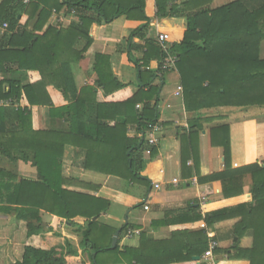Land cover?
<instances>
[{
    "label": "trees",
    "instance_id": "obj_1",
    "mask_svg": "<svg viewBox=\"0 0 264 264\" xmlns=\"http://www.w3.org/2000/svg\"><path fill=\"white\" fill-rule=\"evenodd\" d=\"M211 4L212 0H154L149 10L148 0L0 3V29L4 30L0 42V101L11 103L0 107V214L13 215L14 221L25 223L26 228L21 259L10 264H86L84 256L90 264H101L100 258L106 255L122 258L127 264H173L204 255L209 242L204 232L173 233L169 241L177 248L160 253L164 259L156 262L152 258L157 256L141 249L120 251L118 243L112 247L116 230L98 222L110 203L91 196L87 184L64 177L63 156L67 146L73 147L83 155L82 170L149 188L142 173L156 157L157 149H150L144 158L145 136L157 123L159 94L169 73L160 71L166 54L152 38L151 18L186 20L182 33L162 29L159 33L167 36L168 50L177 57L175 71L187 112L198 117L197 113L207 108L264 107V60L259 56L264 41V0H234L216 9ZM52 13L74 16L77 23L67 28L51 26ZM121 17L141 22L130 34L126 51L137 70L136 91L131 90V84L119 82L106 55L95 56V80L78 90L73 66L82 62L92 43L91 26L110 24ZM134 39L143 44L133 45ZM28 72H37L39 80L26 82ZM156 80H160L159 86H154ZM48 87L62 95L65 106L53 105ZM99 92L103 93L102 102L97 101ZM23 99L27 107L15 108ZM30 108H46L51 123L62 120L63 125L34 130ZM197 122H190L189 127L201 129ZM195 137L196 133L187 136L192 153ZM210 137L213 146L224 150L229 171L228 127L211 130ZM19 163L34 169L36 179H23L17 169ZM245 173L252 175L251 203L208 214L203 221L212 227L239 211L243 218L234 234L240 240L252 230L253 247L242 250L235 245L224 253L229 260L264 264V163L231 173L230 182L223 184V195L232 197L238 182L235 175L241 178ZM214 178L200 181L207 184ZM73 186L78 189H69ZM204 194L208 196L211 191ZM43 214L61 220L62 229L72 233L77 242L73 244L55 232L51 222L46 226ZM76 218L84 219L83 224L75 223ZM136 228L125 224L119 229L120 236Z\"/></svg>",
    "mask_w": 264,
    "mask_h": 264
},
{
    "label": "crops",
    "instance_id": "obj_2",
    "mask_svg": "<svg viewBox=\"0 0 264 264\" xmlns=\"http://www.w3.org/2000/svg\"><path fill=\"white\" fill-rule=\"evenodd\" d=\"M2 1L0 0V3ZM233 1L212 0L211 7L216 9ZM148 4L150 10L154 7V0H148ZM73 23H77V19L74 16H66L64 13H52L49 20L51 26L56 25L61 28H67ZM140 25L141 22L121 17L110 24L102 22L91 26L89 37L92 43L84 54L82 62L73 66L75 85L78 90L93 84L95 56L106 55L110 57L111 71L114 76L122 84H131V90L136 91L137 70L129 62L126 51L130 34ZM149 26L153 31L152 38L157 41L156 37L161 29L173 33L184 32L186 20L151 18ZM1 31L4 32V30ZM132 43L133 45L143 44L138 39H134ZM134 56L140 58L138 53ZM259 56L264 60V41L261 43ZM2 77L3 75H0V79ZM24 78L26 82L34 83L40 77L37 72H28ZM164 79L165 84L160 90L157 104V123L161 133L157 136L158 144L152 147L157 149V155L146 165L142 173V176L149 181V188L142 183L128 184L114 177L82 170L83 155L70 146H67L64 151L63 176L68 179L75 178L87 184L91 188V196L110 203L107 212L100 215L98 222L116 231L125 224L138 227L130 229L138 231V235L130 239L125 238L126 232L121 236L119 234L116 243L120 251L125 248L141 249L144 253L157 256L152 260L151 255L150 257L148 255V260L161 261L164 255L160 253L174 251L177 248L175 243L172 244L169 241L173 233L204 232L207 238L211 236L217 242L216 250L219 252H214L212 259L208 261L202 257H198L199 260L195 261L192 260L193 257L189 262L173 264H250L246 260H229L224 253L235 245L242 250H250L253 247L252 230L246 231L240 240L234 234L236 224L243 218L239 211L236 210L231 214L232 217L215 223L212 227H207L203 220L208 214L251 203V173H245L241 178L235 175L238 182L230 198L224 197L223 184L230 182L233 176L231 173L234 174L236 170L251 164L261 167L264 163V107L207 108L200 110L196 117L195 113L185 110L183 93L175 96L177 87L181 86L176 71H170ZM159 85L160 80H156L154 86ZM47 93L55 107L65 106L66 102L57 90L48 87ZM97 101H103L102 92L97 94ZM14 107L25 108L26 101L23 99L20 105L16 104ZM29 110L32 113L34 130H48L55 124L63 125L62 120L51 123L46 108H30ZM194 120H198L197 123L202 125L201 129L189 127V123ZM224 126L228 127L230 141L229 171L225 167L224 150L213 146L210 137L211 130ZM191 133H196L191 145L193 153L187 142V136ZM147 157L148 155L144 153V158ZM234 164L237 165L236 168ZM18 172L23 179H36L34 169L27 165L19 163ZM209 177H215L211 183L206 184L200 181L204 179L205 182ZM69 189L77 190L78 188L73 186ZM207 190L211 191L208 196L204 194ZM202 198H205L206 202L201 206ZM144 206L148 207L147 211L144 210ZM198 216L201 217L200 220L197 219ZM42 219L46 226L51 222L54 231L61 233L73 244L77 242L72 233L62 229L61 220L45 214L42 215ZM74 221L82 225L84 219L76 218ZM141 234L144 235L142 240ZM25 244V223H16L13 215L0 214V264H10L20 260ZM5 246L7 251L3 250ZM7 257H10L9 261L5 260ZM84 259L86 264H90L86 256ZM100 260L101 264H127L122 258L118 260L116 257L107 255Z\"/></svg>",
    "mask_w": 264,
    "mask_h": 264
},
{
    "label": "built area",
    "instance_id": "obj_3",
    "mask_svg": "<svg viewBox=\"0 0 264 264\" xmlns=\"http://www.w3.org/2000/svg\"><path fill=\"white\" fill-rule=\"evenodd\" d=\"M6 28V25H4L3 29ZM157 43L159 44V47L161 48V50L166 54V58L165 60L161 63L160 66V71L161 72H170V71H174L176 69V64H177V57L175 55H172L169 52V46L166 44V40H167V36L163 33H158L157 34ZM158 76L160 78L161 74L158 73ZM182 94V87L179 86L176 89V93L175 96H179ZM10 101H0V107H8L10 105ZM140 106H137V108L139 109ZM161 133V129L158 125V123H156L153 127H151L150 129H148L147 131V137H146V145H147V149L145 151V153L147 155H149L150 153V149L154 146H156L158 144V135ZM235 168L237 167V165H233ZM156 188H158V186H156ZM206 199L202 198L200 200V204L201 206L203 204H205ZM144 210L147 211L148 207L144 206ZM138 235V231H133L128 229L125 233V238H132ZM208 249L207 251L204 253V255L202 256V259H204L205 261L211 260L213 257V253L214 251L217 249V242L211 237L208 236Z\"/></svg>",
    "mask_w": 264,
    "mask_h": 264
},
{
    "label": "water",
    "instance_id": "obj_4",
    "mask_svg": "<svg viewBox=\"0 0 264 264\" xmlns=\"http://www.w3.org/2000/svg\"><path fill=\"white\" fill-rule=\"evenodd\" d=\"M119 234H120V230H117V231L114 233V235H113V237H112V247L115 246ZM192 260L198 261L199 258H198V257H194Z\"/></svg>",
    "mask_w": 264,
    "mask_h": 264
},
{
    "label": "rangeland",
    "instance_id": "obj_5",
    "mask_svg": "<svg viewBox=\"0 0 264 264\" xmlns=\"http://www.w3.org/2000/svg\"><path fill=\"white\" fill-rule=\"evenodd\" d=\"M2 31L0 30V42L2 41V37H3V34H4V32H2ZM2 34V35H1ZM17 169H18V166H17ZM50 224V223H49ZM23 242H24V237H23ZM19 244V243H18ZM23 244V243H22ZM21 245V244H20ZM4 251H7V248H6V246H5V248L3 249ZM7 254H5V256H6ZM9 258L10 257H7V258H5V260H7V261H9Z\"/></svg>",
    "mask_w": 264,
    "mask_h": 264
}]
</instances>
